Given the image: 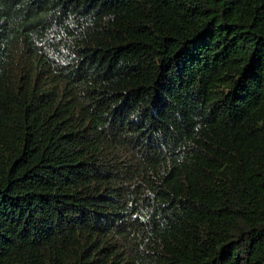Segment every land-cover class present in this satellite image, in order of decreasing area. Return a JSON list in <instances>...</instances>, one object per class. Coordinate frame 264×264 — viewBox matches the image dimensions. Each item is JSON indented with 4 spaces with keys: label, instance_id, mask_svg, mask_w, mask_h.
<instances>
[{
    "label": "trees",
    "instance_id": "1",
    "mask_svg": "<svg viewBox=\"0 0 264 264\" xmlns=\"http://www.w3.org/2000/svg\"><path fill=\"white\" fill-rule=\"evenodd\" d=\"M0 264H264V0H0Z\"/></svg>",
    "mask_w": 264,
    "mask_h": 264
}]
</instances>
